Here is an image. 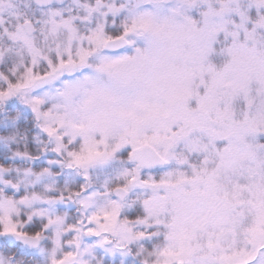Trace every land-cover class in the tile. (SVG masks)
Wrapping results in <instances>:
<instances>
[{"label":"trees","instance_id":"trees-1","mask_svg":"<svg viewBox=\"0 0 264 264\" xmlns=\"http://www.w3.org/2000/svg\"><path fill=\"white\" fill-rule=\"evenodd\" d=\"M109 1L68 2L66 7L74 12H87V9L105 14L104 21L97 14L88 13L81 18L78 13L69 15L72 27L84 21V28L70 37L42 36L36 41V35L31 38L17 35L24 21L42 23L45 19L34 16L33 1L0 0V200L17 202L18 196L23 197L19 212L10 219L20 222L19 229L23 232L43 237L40 250L31 254L20 244L0 239V264H52L63 260L69 248L76 246L70 228L74 217L78 219L79 210L77 198L70 192H75L84 178H77L74 171L77 168L68 164V157L56 138L43 131L36 111L24 97L43 87L45 82L54 86L56 79L63 82L68 73L84 70L94 58L84 57L83 51L92 50L89 39L95 27L105 22L108 27L113 25L109 28L116 33L124 31L128 6L116 11L108 8L106 14L101 7ZM228 1L235 5L236 13L228 30L216 38L209 60L216 68L214 77L228 71L244 77L248 75L249 62L264 63V0ZM212 12L209 5L197 19L198 32L203 31L200 35L206 38ZM151 46L142 39L135 44V48L145 50ZM59 51L64 53L62 64H59ZM111 84L118 85L117 79ZM213 89L214 98L222 95L221 101L214 103L212 98L206 102L201 91L199 96L192 92L181 101L188 113L187 120L179 118L170 126L168 136L156 144L170 159L169 166L136 173L128 185L131 195L121 206L118 225L110 233L114 243L98 249L92 264H156L176 229L178 200L191 201L193 195H199V190L205 187L204 179L218 165L226 145L220 135L224 130L236 132L249 128L264 97V86L256 80L242 81L235 94L223 96L216 87ZM127 154L124 148L117 151L106 171L118 173L131 167L126 161ZM170 174H173L171 178ZM120 183L127 184L123 180ZM4 229L5 222L0 219V231ZM67 241L71 243L68 248ZM79 261L77 255L58 264H80Z\"/></svg>","mask_w":264,"mask_h":264},{"label":"rangeland","instance_id":"rangeland-1","mask_svg":"<svg viewBox=\"0 0 264 264\" xmlns=\"http://www.w3.org/2000/svg\"><path fill=\"white\" fill-rule=\"evenodd\" d=\"M156 1H144L142 9L125 23L131 33L153 31L157 36L151 38L152 49L131 61L129 53L99 60L101 71L117 72L118 85L108 83V76L100 80L91 73L73 71L65 81H55L56 87L46 85L27 96L43 128L53 133L62 147H66L63 141L80 139V150L67 148V155L69 164L78 168L75 175L88 178L85 189L78 193L82 195L79 204L83 218L80 225L72 220L75 236L83 239L78 247L81 264H90L118 223L121 204L113 198L109 186L116 178L128 180L136 173L128 169L104 177L115 153L123 147L131 149L146 143L156 146L164 140L179 118L187 120L181 101L191 95L205 73H214L206 59L214 38L192 32L193 20L187 11L203 1L178 0L165 9ZM220 17L212 23L216 30L223 25L222 13ZM51 19V30L46 33L49 38L60 35L69 25L54 15ZM102 33L99 29L92 36L98 45ZM17 35L25 34L20 31ZM86 53L83 51V55ZM249 63L248 75L228 71L215 77L213 88L224 96L235 94L242 81L256 80L264 86V63ZM214 97L211 92L204 100L209 102ZM221 99L222 95L214 103ZM220 136L227 143L216 169L204 179L205 187L199 195H193V201L178 200L180 214L171 242L160 257L161 264H264V97L249 128L224 130ZM158 148L163 153V148ZM102 195L105 202L99 200ZM17 212L16 202L0 204V218L5 219L7 228L20 227V222L10 219ZM70 244L67 241L66 248ZM77 246L70 247L65 255L74 256Z\"/></svg>","mask_w":264,"mask_h":264},{"label":"water","instance_id":"water-1","mask_svg":"<svg viewBox=\"0 0 264 264\" xmlns=\"http://www.w3.org/2000/svg\"><path fill=\"white\" fill-rule=\"evenodd\" d=\"M40 6H49L53 3L62 4L65 0H35ZM174 0H164V2H173ZM25 28L28 33H33L34 26L31 23H26ZM128 42L124 38H118L113 41H109L106 45L107 49H122L127 46ZM130 162L138 163L142 168H155L160 165L167 164V161L161 157L156 149L150 145L141 146L133 151L130 155ZM114 194L124 200L128 192L126 189L119 187L114 190ZM0 237H5L8 240H14L23 243L28 249L37 248L40 245V239L38 237L21 235L18 233H1ZM109 243V242H108Z\"/></svg>","mask_w":264,"mask_h":264}]
</instances>
